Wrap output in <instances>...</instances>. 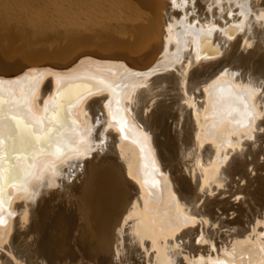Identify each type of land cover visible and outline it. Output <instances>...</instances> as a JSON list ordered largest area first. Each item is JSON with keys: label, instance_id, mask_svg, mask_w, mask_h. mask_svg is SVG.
Returning a JSON list of instances; mask_svg holds the SVG:
<instances>
[{"label": "bare ground", "instance_id": "bare-ground-1", "mask_svg": "<svg viewBox=\"0 0 264 264\" xmlns=\"http://www.w3.org/2000/svg\"><path fill=\"white\" fill-rule=\"evenodd\" d=\"M177 1L0 0L5 110L28 93L25 75L49 74L44 101L92 89L63 153L49 147L66 139L59 128L0 202V219L16 215L0 224V264H264V0ZM229 86L255 104L253 129ZM177 209L199 228L172 239Z\"/></svg>", "mask_w": 264, "mask_h": 264}, {"label": "snow or ice", "instance_id": "snow-or-ice-1", "mask_svg": "<svg viewBox=\"0 0 264 264\" xmlns=\"http://www.w3.org/2000/svg\"><path fill=\"white\" fill-rule=\"evenodd\" d=\"M129 75H134L135 73L129 72ZM43 79V74L39 77L29 78L26 75L23 77L22 81H18L21 83L22 87L27 88L28 90H32L34 85ZM57 82L59 84H65L66 82L61 78L57 77ZM99 83L103 84L104 82L101 80ZM109 90H111L109 86ZM92 89L88 87V85H77L71 91H69L67 96L62 98L61 102H58L54 108L53 116L49 119V124L52 126H56L60 123L62 119V110L64 106V102H69L71 99L82 100L84 97L90 95ZM228 96L233 98L235 101H238V104H235L232 107V112L238 114L242 120L247 121V127L249 129L254 128V121L258 118L253 111L255 108V104L249 106L247 101L244 99L243 95L233 96L231 92V86L228 89ZM211 95V93H209ZM249 96L259 95L253 94L251 92L248 93ZM242 104L241 108L239 105ZM47 108V104H46ZM231 114V113H230ZM119 113H113L111 110L109 111V116H111L116 123L119 124V132L123 136L125 132V124L126 121L123 119H116ZM44 119H48L45 117ZM31 125V127H30ZM261 133H264V126L259 127L258 129ZM126 138V137H125ZM248 138L250 140H255L256 137L253 135H249ZM49 141H51V137H47ZM144 139L147 140V136H144ZM45 140L44 136L37 135L35 131V125L29 122H25L21 119L19 115V107L18 105H14L9 103L7 105V110H5V106L2 102H0V191H2L5 183H9L12 187L20 188L22 187L19 176L17 174V166L21 161L27 159L26 152L27 150L35 151L42 141ZM55 154H61L64 151L65 144L57 141L55 143ZM49 147H53L52 143H49ZM7 152V155H6ZM10 156L12 160L16 161V166L8 165L5 167V160ZM86 156V154H85ZM228 157L225 156L222 163H227ZM26 171V170H25ZM130 178L136 180L137 183H141V181L137 178V176L129 172ZM144 183H147L145 181ZM155 187V181L152 184ZM143 189V184H141ZM147 195H151V193H147ZM238 200L239 197H236ZM172 200L174 204H178V201L175 198V195L172 196ZM149 207V201L145 199L144 208L147 210ZM199 219L197 216H186L181 213L178 209L175 212V215L170 218L168 221V231L170 232V238L175 239L180 231H182L186 227L195 226V221ZM3 220L0 219V224H3ZM177 243H182V241L178 240Z\"/></svg>", "mask_w": 264, "mask_h": 264}, {"label": "rangeland", "instance_id": "rangeland-1", "mask_svg": "<svg viewBox=\"0 0 264 264\" xmlns=\"http://www.w3.org/2000/svg\"><path fill=\"white\" fill-rule=\"evenodd\" d=\"M179 1L180 0H178L177 3ZM193 3H196V2L193 1ZM174 13H175V15L179 14V15H177L175 17H176V19L179 18V20H180L181 12L178 11V10H174ZM188 31L192 32V30L190 28L184 27V28L180 29V31H178L177 33L181 34V32H182V33L190 34L191 32H188ZM176 49H177V47H176ZM216 53H217V51H216ZM220 55L221 54L219 52V53H217V55H215L211 59L219 60ZM39 74H43V79L39 80L34 85V88L32 90H27L28 93L20 94V98L18 100H16L15 102H12L14 105H18L19 110L24 111V115L28 119V122L31 121V123L35 125V131H36L37 135L45 137V140L42 141L40 146L35 151H33L31 149L27 150V152H26L27 159L21 161L20 162L21 165L20 164L18 165L17 174H18L19 177L22 174V172H21L22 168L25 166V164L27 162L34 161L35 158H37L39 156H42L43 155L42 153L50 150L49 147L46 148V141H49L47 139V137H51V141H49V142H52V141L56 142V138L58 137L57 136V132H58L59 128L60 129L62 128V130L66 131L65 132L66 133V139L62 141V143L65 144L67 142V137H68L67 129H72L73 128V131L70 132V134H71L75 130H78V127H79L78 124L81 123L80 112L83 109H81L82 107H81L80 103L82 104V102L84 100H75L73 98L69 102H64V106H63V110H62V119H61V121L59 123V126L55 127V126H52V125L49 124V119H51V117L53 116V111H54V108H55L56 104L58 102H61L62 98L64 96H67L69 91H71V90L68 87H65V86L59 84V86H63L66 89V90H61V92L59 94H57L58 96H61V97H59L57 99H51L50 98V99H47L46 101H44L42 99H39L37 97V95H38L37 90L39 89L38 91H40V89H42V87H44V85L47 83V82H45V80L46 79L48 80V78H49L48 77L49 74H47L46 76H45L44 73H39ZM35 77H39V76H35ZM85 84L88 85L89 83H84V84L77 83V84L72 85V87L75 88V86H77V85H85ZM124 87H126V86H124ZM124 87H122V88H124ZM122 88L116 89V86L114 88V90L116 91L115 96H117L115 98V101H114L116 106H120L122 104V101H123L122 96H123L124 92H126V90H123V92H122ZM27 95H28V97L24 98ZM53 96H55V95H53ZM111 96H112V94H111ZM46 104H47V108H46ZM105 105H108V103L106 102ZM107 112H108V110H107ZM45 117H47L48 119H44ZM30 127H31V125H30ZM55 128H57L56 132L53 131ZM80 147H76L75 149H79ZM6 155H7V152H6ZM45 156L43 158L44 160L42 162V166H40L38 168V171H40L41 168H43L44 170L48 171L49 167L44 166V164L50 163V158H49V156H47V154ZM8 165H14V166L16 165V161L12 160L10 156H8L7 159L5 160V167H7ZM33 181L36 182L32 178L31 182H33ZM22 182H23V179H22ZM13 188L14 187H12L9 183H5L2 191H0V202H6L8 204V201H9V199L11 197H9L7 195L10 194L12 191H14ZM13 201H15L14 203H17L16 199L13 198L11 200L10 204H12ZM22 201H24V199H22ZM17 205H18V203H17ZM8 210H9V208H3L2 212H1V214H2L1 216L3 217L4 220H7V219L8 220H12L13 216L14 217L16 216V215H14L12 213L11 210H9V211ZM10 213H12L11 217L8 216ZM192 227H194L195 229H198L199 228V223H196L195 226H192ZM197 240L201 241L202 238L198 237ZM198 245H200V244L198 243ZM201 245H202V247H206L205 244H201ZM214 264H216V262Z\"/></svg>", "mask_w": 264, "mask_h": 264}]
</instances>
